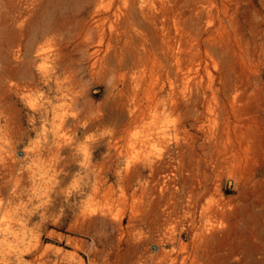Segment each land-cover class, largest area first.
Segmentation results:
<instances>
[{"label":"rangeland","instance_id":"374dc122","mask_svg":"<svg viewBox=\"0 0 264 264\" xmlns=\"http://www.w3.org/2000/svg\"><path fill=\"white\" fill-rule=\"evenodd\" d=\"M0 264H264V0H0Z\"/></svg>","mask_w":264,"mask_h":264},{"label":"bare ground","instance_id":"6f19581e","mask_svg":"<svg viewBox=\"0 0 264 264\" xmlns=\"http://www.w3.org/2000/svg\"><path fill=\"white\" fill-rule=\"evenodd\" d=\"M183 261V260H182Z\"/></svg>","mask_w":264,"mask_h":264}]
</instances>
